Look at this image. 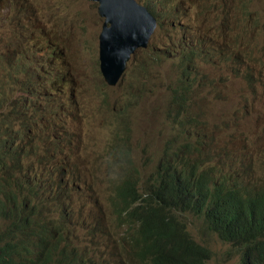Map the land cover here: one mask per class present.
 <instances>
[{
	"label": "rangeland",
	"instance_id": "rangeland-1",
	"mask_svg": "<svg viewBox=\"0 0 264 264\" xmlns=\"http://www.w3.org/2000/svg\"><path fill=\"white\" fill-rule=\"evenodd\" d=\"M152 1L157 5L158 28H164V38L154 42L153 47L147 51H135L121 77L123 85L120 80L112 85L99 74L98 38L104 18L98 13L96 1L0 0V86L2 84L4 92H12L15 88L7 84L11 77L20 76L22 86L27 87L32 80L27 81L25 77L36 76L37 81L42 82L40 74L47 73L48 78L54 81H46L42 87L37 85L39 91L35 93L33 100L29 98V91L16 92L15 95L28 97L24 101L26 111H31L35 105L43 115L36 127L42 131L33 135L42 151L48 146V138L53 140V137L69 140L74 146V149L69 146L65 148L73 153L56 161L52 159L57 153L56 148L43 152L39 150V158L44 159L43 162L49 161L60 167L63 177L61 181L57 172L42 176L35 169V164L28 163L29 158L20 157L19 176L11 182L16 192L13 202L20 212L33 218L29 214L38 212L37 198L34 196L36 194L31 189H24V186L38 181L43 188H36L35 191L40 192L38 198L47 197L46 192L53 196L48 202V209L43 206L42 210L50 213L61 205L69 204L70 211L60 218L54 217L49 225L55 226L62 238L69 235L68 239L72 238L69 243L85 251L82 255L87 258V264H153L139 256L134 258L135 253L126 242L129 229L124 224V212L121 210L123 203L118 199L119 186L124 180H128L134 183L136 190L148 193L147 190L153 183L151 179L158 172V162L165 157L164 151L174 153L175 157L176 153H181L175 147L168 150L169 141L179 135H183V140H188V132L193 128H190V120L200 108L207 110L206 129H214L212 124L216 123L217 135L226 139L237 135L244 145L243 150L235 152L231 164L223 167L230 169L235 166L243 180L253 184L264 181V69L259 72L261 76L256 75L252 79V83L260 82L262 86L259 88L249 84V79H245L243 73L236 75V69L228 67L224 72L231 69L228 75L236 77L225 80L221 85V78L215 85L195 83L189 79L187 84L190 87L186 90L188 102L191 103L196 98L200 100L186 107L182 105L183 108L179 110L183 113L178 114L168 105L169 92L178 74L177 64L171 59H164L165 54L159 52L161 47L172 46L174 50H178L177 55L189 64L197 61L204 72L223 75L221 69L216 70L214 67L215 61L200 64L204 60H200L190 48L182 46L178 37L186 31L191 36L189 42L196 43L199 39V46L210 37L213 40L212 46L225 57L231 58L229 63L234 62L232 68L241 63L257 62L260 65L264 63V55L253 56L257 49L264 47V14L260 13L264 0H253L251 4L258 11L253 18L257 25L253 19L248 20L243 7L237 4L238 0ZM224 1H227V7L230 5L227 10H222L225 8ZM173 19L180 21V24L172 25ZM224 26L229 28L221 30ZM251 28H255L257 32L255 44L258 47L255 51H251L253 48L245 44L246 41L252 43L249 36L242 35L244 29ZM156 31L158 33L157 28ZM151 42L152 40L150 46ZM62 48L64 55L61 58L67 63L59 58ZM218 57L221 60L219 55ZM235 57L239 62L234 61ZM70 68L82 70L85 76L77 75L75 78L71 75L74 70L70 73ZM65 81L77 82L79 85L75 90L71 87L68 96L62 89H58L57 96L51 94L60 103L68 102L72 94H77L76 107L68 111L65 122H62L50 113V107L41 109L43 106L40 101L45 90L49 88L53 92L56 85ZM198 81H201L200 76ZM167 96L168 99H165ZM181 100L186 104L183 98L179 99ZM8 110L9 108L0 107V120H10L9 117L2 116ZM52 122H61L64 129ZM24 123H27L24 131L33 127V120L29 117L23 121V125ZM0 125L1 128L7 126L6 122ZM12 129L13 126L8 132H12ZM259 130L262 134L257 137ZM72 131L77 133L78 140L70 134ZM207 134L209 137L210 133ZM17 140L18 146V136ZM217 140L218 137L215 138ZM27 151L30 152L29 148ZM94 157L105 158L111 164L95 166ZM168 159H173V155H169ZM195 162L202 163V160L194 159ZM193 165L187 167H195ZM126 168L135 170V173L126 171ZM201 170L208 174L209 167L201 165ZM25 172L29 173L28 177ZM223 173L225 172L220 171V174ZM105 174L111 175L105 177ZM155 178L159 181L158 190L163 189L162 194L172 191V185L166 176ZM260 184L263 185L264 182ZM90 189L93 195L87 196ZM62 190L68 197L62 195L59 200L58 194ZM260 190H264V187L260 186L257 193ZM258 195L261 196L262 204L258 201L256 210L264 211V195ZM69 198L72 199L70 203ZM165 210H161L158 215ZM170 212L187 224L188 232L196 241L210 249L207 264H242L241 259L246 251L243 242L225 236L219 226L209 228L204 212L192 213L178 206ZM56 215L60 216L59 213ZM68 215L73 216L72 222L66 218ZM165 217L163 215L160 219ZM42 218L43 216L40 219ZM8 223L10 222L7 221L6 224ZM53 234L56 233L51 235ZM35 239H38L36 243L41 241V238L33 240ZM68 249L71 250L72 247ZM155 250H158L157 247ZM161 254L165 257V264H172L171 259L176 257L166 247ZM151 255L153 254L144 257Z\"/></svg>",
	"mask_w": 264,
	"mask_h": 264
},
{
	"label": "trees",
	"instance_id": "trees-1",
	"mask_svg": "<svg viewBox=\"0 0 264 264\" xmlns=\"http://www.w3.org/2000/svg\"><path fill=\"white\" fill-rule=\"evenodd\" d=\"M138 1L147 5L150 11L157 17V5L154 1ZM226 4L227 1L225 2V8L222 10H227L230 6L228 5L227 7ZM244 11L245 16H248V20L253 19L255 16L254 13L258 12L255 8L253 10ZM260 13L264 14V7ZM253 21L255 25H257L256 19H253ZM174 24H180V21L177 22L173 19L172 25ZM228 28L229 26H224L221 30H226ZM159 30L160 28H158V32ZM156 34L157 31L152 36L151 40L156 38ZM242 35L243 37L249 36L248 38L252 43L249 44L246 41L245 44L253 48L251 51H255L256 47H258V45L255 44V38L257 36L255 28H251L250 30L244 29ZM178 38L181 44L184 39V46L190 48L193 54L199 56L200 60H204L200 62V64H211L212 61H215L216 64L214 67L216 70L221 69L224 72V70L227 69L231 58L225 57L222 52L213 47V40L210 39V37H207L205 42L200 46L198 44L199 39L196 43L189 42L191 36L186 31ZM148 47V49L139 48L137 51H147L153 47V44ZM63 49L64 48H62V53H59V58L64 63H67L66 60L61 58L64 55ZM161 49L162 50L159 52L165 54L164 59L166 60L169 59L167 56H171L176 51L172 46L169 48L161 47ZM217 54L221 57V60ZM259 55H264V47L262 49H257L253 57ZM173 61L182 64L181 57H178L177 61ZM197 64L196 61L194 64L188 63L183 66L179 64L176 65L178 74L169 92L171 98L168 99L167 96L165 99H168V105H170L172 109H175L178 114L183 113L179 110V108H183L182 105L186 107L195 103L198 99L200 100V98H196L192 100L189 105H186L188 101H185L186 104L182 103L183 100L179 101L181 92L184 93L188 90L187 88L190 87L187 81L189 79L192 81L194 80L193 76L187 72V69L191 67L190 65L199 70V74L195 77L199 83L206 82L209 85H215L221 78V80H219V84L221 85L225 80L236 77L228 75L231 69H236V75L243 73L245 79L248 78L249 84L252 86L257 85L258 88L262 86L258 81L252 84V79L256 75L260 76L259 72L264 69V63L260 65H256L257 62L255 65L241 63V65L228 69L223 75L209 71L207 74L202 67ZM249 65L250 67H248ZM73 70V68H70V73ZM71 75L75 78L77 75L85 76L82 70H74ZM184 76L188 77L186 81H183ZM199 76L201 81H198ZM75 78H73V80ZM22 81L20 76H14L10 78L7 84H11L13 88L19 85L23 90L25 87L22 86ZM53 81L54 80H51V82ZM78 85L77 82L65 81L56 85L53 92H50L48 88L41 96L42 99L40 103L43 106L41 109L45 110L50 107V113L55 116V118H59L62 122H65L64 118L67 117L68 111H72L77 105V94H72L68 102L62 101L61 103L51 94L57 96L58 89H62L68 96L71 91L70 88L73 87L75 90ZM1 95L2 88L0 86V99ZM33 99L34 96L31 97V100ZM24 101L25 99L16 104L1 107L9 108L2 116H7L10 120H0V124L6 122L7 125L4 128H1L0 125V180H3L6 184L0 181V264H87V258L82 255L85 251L70 244L69 242L72 238L68 239L69 235H67V239L63 240L55 226L49 227L40 222L38 219H40L41 216L37 219L29 218L25 216L24 213L18 212L16 204H14L11 199L14 191L11 182L19 176L18 165L21 164L20 157H23V159L29 158L30 162H27L35 164V169L39 170L42 176L43 174L57 172L59 174V181H61L63 177L60 174V167L55 166L49 161L43 162L44 159L39 158V150L43 152L44 150L49 151L53 147L56 148L59 154L56 153L52 157V159L56 161L67 158L68 155L72 153L71 150H65L67 146L74 149L73 144L69 140L64 141L53 137V140L48 138V146H45V149L42 151V148L38 144V140H36L33 135L36 132L42 131V129H36V127L38 122L43 119V115L35 105H33L31 111H26ZM194 115L195 117H207L206 113L201 115L200 110ZM27 117L33 120V127L24 131L25 124L27 123L23 125V121H25ZM193 119L196 120L195 118ZM52 123L57 125L58 128L64 129L61 122ZM182 123L184 124L185 122ZM186 123H189V121H186ZM10 125L13 126L12 132H8V129L12 127ZM212 125L214 129H207V132L210 133L208 137L209 143L202 148L196 147L201 145V142H196L197 145L195 146L191 143L192 141H190V139L183 140V135L176 136L169 141L170 145L173 146L169 145L167 149L170 150L175 147L178 148L181 153H176L175 157L174 153L164 151L165 157L161 158L158 162V172L154 178L151 179L153 183L149 190L159 189V181L155 178L156 176H166L167 180L172 185V191L170 193L162 194L163 189L154 192L155 199L152 203L148 193L143 194L140 191L129 190L124 182L127 180H124L119 186L120 195L118 199L119 202L123 203L121 210L124 212V224L127 229H129L126 242L130 246V250L134 251V258L139 256L142 260H150L153 264H165V257L161 254V251L166 247L176 254V257L171 259L172 264H207V260L210 258V249L201 245L191 236L188 232L187 224L178 220L172 213L174 210L170 212L172 208L178 206L192 213L204 212V218L209 228L212 226H219L225 236L236 238L243 242L246 251L241 259L242 264H264V211L256 210L258 199L256 201L255 199L249 200L242 194L244 191L249 192V188L243 182V178L239 176L240 172L236 170L235 166H232L230 169L225 168V166H219V168L225 171L223 174H220L217 168L218 165L231 164L232 158H234L233 156L236 155L235 152L243 150L244 145L241 144V138L237 135L229 136L227 139L224 138V136L217 135V129L215 127L217 125L215 123ZM202 129H206V125H204ZM225 129H227V127ZM258 133L259 135L262 134L260 130ZM17 136L20 138L18 146ZM78 137L79 136H75L74 139L77 140ZM216 137H218L217 141H215ZM27 148H29L30 152L27 151ZM194 154L198 156L192 157ZM13 155H15V160H12ZM169 155H173V159H168ZM202 156L203 159L201 158ZM194 159H201L202 163H194ZM205 162L209 163L208 174L201 170V165H205ZM193 164H195V167H187L194 166ZM126 171L132 173L133 170L131 168H126ZM185 172H187V174ZM25 176L28 177L29 173L25 172ZM263 182L262 180L260 181V183ZM45 183L48 185L47 181H45ZM36 188L42 189L38 181L26 184L24 187V189L33 190L36 195L40 196L39 190L41 189L35 191ZM85 191H87V189ZM258 194L264 195V190L258 191ZM45 195H49V192H46ZM62 195L68 197V194L62 190L58 194L59 200ZM90 195H93L92 189L87 192V196ZM230 195L234 196L235 201L228 198ZM84 198L85 197H83V199ZM71 201L72 199L69 198V203ZM39 205L43 207L44 203L40 202ZM68 205L69 204L65 206L61 205L49 214L56 217V219L60 218L70 211ZM163 209H166L165 212L158 215ZM56 213H59L60 216H57ZM29 215L32 216L33 214L31 213ZM163 215H166V217L160 219ZM66 218L71 222L73 220L72 215H68ZM7 221L10 223L6 224ZM66 226L69 227L68 224H66ZM241 232L243 233L242 236ZM52 233L56 234L51 235ZM37 236L41 238L39 243H36L38 239L33 240ZM48 242L59 243V246L65 247L66 250ZM157 246H160L161 249L155 250ZM68 247H72V249L69 250ZM178 252H180L181 255H177ZM148 254L153 255L144 257ZM90 258L89 256L88 261ZM94 259L95 258H93V260Z\"/></svg>",
	"mask_w": 264,
	"mask_h": 264
},
{
	"label": "bare ground",
	"instance_id": "bare-ground-1",
	"mask_svg": "<svg viewBox=\"0 0 264 264\" xmlns=\"http://www.w3.org/2000/svg\"><path fill=\"white\" fill-rule=\"evenodd\" d=\"M90 1H96L98 3V6L105 5L110 8V11L108 13H105L104 11L98 9L99 15L104 18L102 27H104L107 24V18H109L111 15L117 14L116 17L124 15V30L121 27L111 25L107 27L105 33L102 32L101 30L100 34L102 35L101 36L99 35L98 38L99 40L98 52H100V50H105L107 48H111L114 52L113 56L110 57L109 59H104L100 56V54H98L101 71L104 70L109 72V74L107 75L108 77H105L104 79L107 80L109 84L113 85L117 81H119V78H121L122 75L124 74V72H121V70L123 71L125 70L126 65L130 60V58H132L133 53L139 50V48L148 47L151 38L153 36V33L156 32V28L158 29V25L152 24V22L148 20H143L141 18L143 24L151 28V33L150 35L140 34L139 31L141 30V24H140V17H142L141 15L144 12L150 17H156V16L150 11L147 5L139 2L138 0H90ZM229 1H235V0H229ZM238 3L243 7L244 10H253V7L251 5L253 3V0H238ZM133 11L136 12V15L133 14ZM163 38H164V28H160L159 32L156 34V38L152 40L151 44H153L154 42L161 41L163 40ZM182 46L184 47V39L182 42ZM177 52L178 50L174 52L171 56H167L169 60L172 59L177 61L179 57V55H177ZM181 62L182 64H180L179 62H176V64H179L181 66L188 64V62L185 61L183 58H181ZM252 65H255V63ZM190 66L191 67L187 69V72L191 76H193L194 79L193 81L196 83L197 79H195V77L197 76V74H199V70L192 65ZM113 68H115L117 71H113L112 70ZM186 79H188V77L184 76L183 81H186ZM170 98L171 97L169 96V99ZM209 102L210 101H208V103ZM199 110L201 115L205 113L207 114V110L202 108H200ZM193 118H195L196 120H194ZM206 120L207 117L206 118H203L202 116L195 117V115L190 120V128L191 126H193V128L190 129L188 132V134L190 133V135H188V139H190V141H192L191 143L193 144L195 142L197 143L201 142L203 145L201 144L196 146L197 144L196 143L194 144L196 147L199 148L204 147L207 144L206 142H208L207 129H202L204 125H206ZM258 136L259 133L257 137ZM13 157L15 158V155H13L12 158ZM205 164L209 166L208 162ZM219 166L223 167V164L218 165L217 168L219 171L225 172L223 169L219 168ZM51 198H53V196L51 195H48L47 197L39 198V203L43 202L44 208H46L47 210L48 202ZM47 213L49 214L48 211Z\"/></svg>",
	"mask_w": 264,
	"mask_h": 264
},
{
	"label": "clouds",
	"instance_id": "clouds-1",
	"mask_svg": "<svg viewBox=\"0 0 264 264\" xmlns=\"http://www.w3.org/2000/svg\"><path fill=\"white\" fill-rule=\"evenodd\" d=\"M156 19H158V17H156ZM158 21L157 22H153L152 24H155V25H158ZM112 25V22H111V20L109 19V18H107V24L104 26V27H101L102 28V32H104V29H107V27H109V26H111ZM105 33V32H104ZM151 33V32H150ZM150 35V34H149ZM103 50H100V52H99V54H100V56H101V52H102ZM43 56H46V53H43ZM179 57H181V56H179ZM234 61L235 62H239V59L238 58H234ZM234 66V62H230L229 64H228V68H232ZM121 72H124L123 70H121ZM99 74H100V76L101 77H106L105 76V74H104V71H100L99 72ZM40 76L42 77V82H38L37 81V79H36V76H27V77H25V79L27 80V81H31L32 80V83H30L27 87H25V89H21L20 88V86L19 85H16V87H15V90H13L12 92H10V91H6V92H4L3 91V86L1 85V88H2V95H1V99H0V107H3V106H5V105H10V104H16V103H18V102H20L21 100H24V99H28V97L27 96H24V95H19V96H16L15 95V93L17 92V93H24V92H27V91H29L30 92V97L29 98H31L32 96H34L35 95V93L36 92H38L39 91V89H37V85H39V86H43V84L46 82V81H51L49 78H48V74L47 73H44V74H40ZM122 78H119V80H120V82L122 83V85H123V80H121ZM78 84V83H77ZM12 86V85H11ZM184 92V91H183ZM181 98H183L184 99V101H188V98H187V93H186V91L184 92V93H182L181 92V95H180V98L179 99H181ZM70 134H72V136H76L77 135V133L75 132V131H72V132H70ZM95 158V166L96 165H99V164H105V165H109V164H111V162L110 161H108V160H105V158H96V157H94ZM116 166V168H118V166L117 165H115ZM132 173L134 174L135 173V170L134 171H132ZM112 174V173H111ZM111 174H105L104 176L105 177H107V176H110ZM239 176H240V173H239ZM3 184H5V182L3 181V180H0ZM125 182V184H126V186L127 187H129V190H131V191H138V190H136L135 189V186H134V183H131V182H129L128 180L127 181H124ZM244 183H245V185L249 188V192H247V191H244L242 194L246 197V198H248L249 200H252V199H255V200H257L258 199V201H259V204H262V201H260V198H261V196L260 195H258V193H257V190H258V188H260V186H263L264 187V184L262 185V184H253V183H251V182H248L247 180H244L243 181ZM6 185V184H5ZM232 186H233V184H232ZM56 189V188H55ZM156 191H158V190H147V192H148V194L150 195V198H151V201H152V203L154 202V199H155V194H154V192H156ZM247 193V194H244V193ZM15 195H16V192L15 191H13V193H12V196H11V199H12V201H14V197H15ZM36 198H37V204H38V212L37 213H35V214H33L32 215V217L33 218H35V219H37V218H39V216H43V218L42 219H38L40 222H42V223H44L45 225H47V226H51V225H49V222H52L53 220H54V216L53 215H51V214H48L47 212H46V210H42V207L39 205V195H34ZM228 198L230 199V200H234L235 201V198H234V196L233 195H230V196H228ZM26 206V205H25ZM17 209H18V207H17ZM36 210V209H35ZM18 212H19V209H18ZM264 226V225H263ZM63 240H65V239H67V238H62ZM48 243H51L52 245H56V246H58L59 248H61V249H63V250H66V248L65 247H60L59 246V243H54V242H48ZM171 244V243H170ZM160 248V246H157V249H159ZM178 255H181V253L180 252H178L177 253Z\"/></svg>",
	"mask_w": 264,
	"mask_h": 264
},
{
	"label": "water",
	"instance_id": "water-1",
	"mask_svg": "<svg viewBox=\"0 0 264 264\" xmlns=\"http://www.w3.org/2000/svg\"><path fill=\"white\" fill-rule=\"evenodd\" d=\"M98 9L104 11L105 13H108L110 11V8L108 6L102 5V6H98ZM133 14L136 15V12L133 11ZM117 14H113L109 17V19L112 22V26H117V27H121L124 30V15L123 16H119L116 17ZM142 17H140V24H141V30L139 31L140 34L142 35H149L151 32V28L144 25L143 22L141 21L143 20H148L150 22H157L156 17H150L149 15L145 14L143 12V14L141 15ZM142 18V19H141ZM106 31V29H104V32ZM102 34H100L101 36ZM113 50L111 48H107L105 50H103L101 52V57L104 59H109L110 57L113 56ZM113 71H117L115 68L112 69ZM104 71V70H103ZM104 74L106 77H108L107 75L109 74L108 71H104Z\"/></svg>",
	"mask_w": 264,
	"mask_h": 264
}]
</instances>
